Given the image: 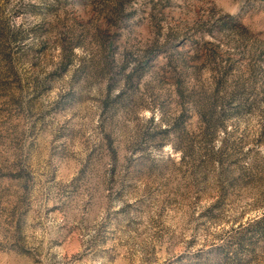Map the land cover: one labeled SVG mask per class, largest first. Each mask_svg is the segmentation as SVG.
<instances>
[{
	"label": "rangeland",
	"instance_id": "rangeland-1",
	"mask_svg": "<svg viewBox=\"0 0 264 264\" xmlns=\"http://www.w3.org/2000/svg\"><path fill=\"white\" fill-rule=\"evenodd\" d=\"M0 264H264V0H0Z\"/></svg>",
	"mask_w": 264,
	"mask_h": 264
}]
</instances>
